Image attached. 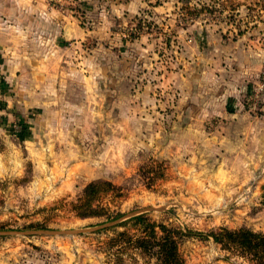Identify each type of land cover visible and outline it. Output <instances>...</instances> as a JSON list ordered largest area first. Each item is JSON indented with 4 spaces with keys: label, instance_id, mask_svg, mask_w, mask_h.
I'll return each mask as SVG.
<instances>
[{
    "label": "rangeland",
    "instance_id": "obj_1",
    "mask_svg": "<svg viewBox=\"0 0 264 264\" xmlns=\"http://www.w3.org/2000/svg\"><path fill=\"white\" fill-rule=\"evenodd\" d=\"M141 4L104 27L99 10L87 11L83 52L66 47L57 90L65 98L41 115L22 174L0 181V232H19L0 235V264H154L130 245L110 248L117 233L142 234L127 223L135 215L201 234L264 227V62L257 75L241 72L264 57V0ZM83 81L95 97L86 106L82 90L67 87ZM229 84L246 114L234 121L211 114ZM141 166L151 173L141 176ZM96 179L121 197L98 202L108 219L76 217L70 204ZM33 229L80 232L24 234ZM176 236L182 264H249L211 239Z\"/></svg>",
    "mask_w": 264,
    "mask_h": 264
},
{
    "label": "crops",
    "instance_id": "obj_2",
    "mask_svg": "<svg viewBox=\"0 0 264 264\" xmlns=\"http://www.w3.org/2000/svg\"><path fill=\"white\" fill-rule=\"evenodd\" d=\"M141 6V0H0V181L22 174V152L35 147L41 115L49 108L54 112L50 106L65 98L57 91L65 84L60 61L70 57L66 47L74 56L87 40V29L82 27L87 11L99 10L96 24L104 27L112 15L135 14ZM259 21L261 28L264 16ZM105 38L110 37L103 31L101 40ZM258 55L259 60L250 61L241 72L253 76L260 73L264 57ZM70 86L82 90L76 95L84 106L88 98H95L88 94L92 87L87 81L67 82ZM238 88L228 85L227 95L218 98L212 116L228 115L234 121L246 115L240 112V98L235 94ZM259 120L264 124V116ZM260 186L258 201L264 212V181ZM256 229L264 233L261 225Z\"/></svg>",
    "mask_w": 264,
    "mask_h": 264
},
{
    "label": "trees",
    "instance_id": "obj_3",
    "mask_svg": "<svg viewBox=\"0 0 264 264\" xmlns=\"http://www.w3.org/2000/svg\"><path fill=\"white\" fill-rule=\"evenodd\" d=\"M145 167L139 168L141 176H148L151 171H145ZM149 168V167H148ZM148 184L147 186H150ZM122 188L113 183L96 179L84 186L76 202L71 203V209L79 218H109L107 208L98 205L101 197L109 192L110 195L121 197ZM120 216L118 214L115 217ZM128 224L139 227L142 234L132 237L124 232L117 233V239H111L110 248H122L130 245L145 255L154 259V264H182L178 255V237H200L211 239L218 244L222 250L233 249L245 256L249 264H264V233L256 232L246 227L234 230L219 228L207 234L193 233L191 231H180L179 229H168L164 225H157L147 219L144 215H135L128 219ZM126 224V223H125ZM32 227V226H30ZM156 228L161 235L158 236ZM131 236V237H129ZM122 238H126L122 242ZM121 242V243H120Z\"/></svg>",
    "mask_w": 264,
    "mask_h": 264
},
{
    "label": "water",
    "instance_id": "obj_4",
    "mask_svg": "<svg viewBox=\"0 0 264 264\" xmlns=\"http://www.w3.org/2000/svg\"><path fill=\"white\" fill-rule=\"evenodd\" d=\"M116 223L115 221L112 223H109L107 225H105L104 227H108V226H114ZM104 227H100V229H103ZM99 229V228H98ZM96 230V229H95ZM94 231V230H92ZM80 231H58V232H54V231H45V230H36V231H30V232H26L24 234L28 235V234H36V235H54V234H71V233H79ZM11 234H17L14 232H0V235H11Z\"/></svg>",
    "mask_w": 264,
    "mask_h": 264
},
{
    "label": "built area",
    "instance_id": "obj_5",
    "mask_svg": "<svg viewBox=\"0 0 264 264\" xmlns=\"http://www.w3.org/2000/svg\"><path fill=\"white\" fill-rule=\"evenodd\" d=\"M1 97V96H0Z\"/></svg>",
    "mask_w": 264,
    "mask_h": 264
}]
</instances>
